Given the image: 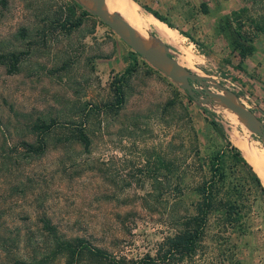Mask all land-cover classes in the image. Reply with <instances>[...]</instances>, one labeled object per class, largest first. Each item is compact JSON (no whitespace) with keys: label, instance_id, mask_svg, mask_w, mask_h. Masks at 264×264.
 Returning a JSON list of instances; mask_svg holds the SVG:
<instances>
[{"label":"rangeland","instance_id":"rangeland-1","mask_svg":"<svg viewBox=\"0 0 264 264\" xmlns=\"http://www.w3.org/2000/svg\"><path fill=\"white\" fill-rule=\"evenodd\" d=\"M136 4L159 11L182 35L193 51L186 57L193 66H185L233 90L264 121V30L245 48L234 38L231 14L246 6L264 25V0ZM10 51L18 55L16 69L0 62V264H107L87 251L72 263L52 254L46 218L58 237H82L116 258L154 255L158 241L195 213L197 189L222 149L225 179L216 189L236 199L241 219L212 214L195 255L169 264H264V194L226 154L210 119L238 147L237 134L264 143L240 118L232 122L229 115L237 116L225 104L190 101L185 88L140 53L131 55L124 39L73 0L0 2V52ZM127 66L134 70L121 81L124 101L116 107L114 83ZM39 118L54 124L36 154L21 141L36 139L31 125ZM78 126L90 138L87 147L73 134Z\"/></svg>","mask_w":264,"mask_h":264},{"label":"trees","instance_id":"trees-1","mask_svg":"<svg viewBox=\"0 0 264 264\" xmlns=\"http://www.w3.org/2000/svg\"><path fill=\"white\" fill-rule=\"evenodd\" d=\"M138 2V0H135ZM2 4L5 0H0ZM73 3L81 8L83 13L92 14V12L85 7L79 0H73ZM149 12H151L158 19L166 22L168 25L174 27V25L159 11L153 9L145 4H142ZM68 16L75 13V7L71 6L68 8ZM248 9L246 6H242L239 9H233L231 14L236 22V26L233 29V35L235 40L239 44H244L245 48L250 47V44L258 36V34L264 30L263 20H258L256 17L248 15ZM245 16L247 23H241V18ZM261 19V18H260ZM99 20L103 22L100 18ZM79 19L76 23H79ZM246 26V27H245ZM184 35L191 37L186 32L180 31ZM244 48V49H245ZM137 53L136 51H131V55ZM134 60V58H133ZM0 62H8L10 64L9 70H15L16 64L18 62V55L15 52H0ZM134 70L133 66H127L123 73L116 79L114 83L113 90L115 92V103L116 107L122 104L124 101L123 90L120 87L121 81L129 75ZM188 99L194 101L195 99L188 94ZM210 122L217 130V132L225 139L228 145V154L236 163L242 165L247 171L252 182L262 191L264 194V182L263 179L259 177L257 172L254 170L253 166L248 162L242 153V150L235 144L231 143L230 139L220 123L215 119L211 118ZM54 124L53 120L47 121L39 118L37 121L32 123V129L36 132V139L34 141L22 140L21 144L26 149L27 152L41 153L45 150L47 146V137L52 130ZM74 136L87 147L90 143V138L84 131V128L78 126L73 130ZM225 155V149H222L220 153L214 155L210 159L209 174L204 176L201 184L198 187L199 199L195 206V213L184 217L182 221L177 225L178 227L171 233H168L162 237L157 243V247L154 255L146 254V258H140L138 260L127 259L125 257L116 258L111 255L106 249L98 247L91 244L86 239L82 237H75L74 239H65L58 237L56 232V226H54L49 218L42 219L45 229L54 234L55 238V248L52 250V254L62 253L66 256V260L69 263L77 261L84 251L89 252L99 258H106L107 264H169L174 260L183 261L184 259H191L201 241L204 237L206 231V225L212 214L216 212H221L224 216H230L232 213H237L234 217L236 220L241 219L240 211L236 207V199L230 201L229 196L220 195L219 191L216 189L218 187L217 181L221 183L225 179V171L223 168V156ZM163 164V163H161ZM169 166V163H165Z\"/></svg>","mask_w":264,"mask_h":264},{"label":"water","instance_id":"water-1","mask_svg":"<svg viewBox=\"0 0 264 264\" xmlns=\"http://www.w3.org/2000/svg\"><path fill=\"white\" fill-rule=\"evenodd\" d=\"M79 1L103 22L107 23L133 48V50L140 53L151 64L168 75L175 83L185 88L196 102L201 103L213 100L225 104L238 118L249 121L253 125L251 130L257 133L264 143V121L254 110L246 107L233 90L225 87L218 81L211 82L210 77L195 72L182 64L178 58L172 54L168 43L159 39L154 32L148 31L156 39L158 43L157 48H148L144 46L137 30L131 23L123 19L116 12L112 14L109 13L106 0H89V3H85L83 0ZM193 81L200 85H194L192 83ZM210 84L220 87L223 91H227L233 96L222 91L210 89ZM200 90L203 91L204 96L196 93Z\"/></svg>","mask_w":264,"mask_h":264},{"label":"bare ground","instance_id":"bare-ground-1","mask_svg":"<svg viewBox=\"0 0 264 264\" xmlns=\"http://www.w3.org/2000/svg\"><path fill=\"white\" fill-rule=\"evenodd\" d=\"M83 1L85 3H89V0H83ZM134 1L106 0V4L108 6V10L110 14H112L113 12L118 13L117 7H120V9L124 10L125 19L129 23H131V25L137 30L140 36V40L144 46L148 48H157L158 43L156 39L148 32V29L153 28L156 32V36L159 39L167 43H170L171 45L177 46L180 49V51L182 52L181 54L182 60L180 59L178 60L182 64L186 63L190 66H193L192 64L186 62L187 61L186 57L189 55H193L192 53L193 51L191 50V48L184 46V44L182 43L181 34L178 32V30L175 29L174 27L169 26L166 22L158 19L152 13H148V12L141 13V11H139L138 9L136 1L135 2ZM119 15L122 17L121 14ZM128 16L131 18L132 21ZM222 92L232 96V94L227 91H222ZM227 109L229 108L227 107ZM229 118L232 120V122H236V123L240 120L243 128L246 130H250L253 127V125L247 120L239 119L238 117L236 119L235 116H231V115H229ZM237 136L240 135L237 134ZM237 136L234 137L236 138V142L244 150V153L249 158L250 162L254 165L256 172L262 178H264V146L263 147L256 146L254 142H252L249 138L246 137H245L246 140L242 141Z\"/></svg>","mask_w":264,"mask_h":264},{"label":"crops","instance_id":"crops-1","mask_svg":"<svg viewBox=\"0 0 264 264\" xmlns=\"http://www.w3.org/2000/svg\"><path fill=\"white\" fill-rule=\"evenodd\" d=\"M139 9V8H138ZM117 12L119 13V14H121L122 15V18L123 19H125V13H124V10L123 9H120V7H117ZM141 13H144L143 11H141ZM150 13V12H149ZM129 17V16H128ZM130 18V17H129ZM126 20V19H125ZM130 20H131V18H130ZM132 21V20H131ZM170 26V25H169ZM172 27V26H171ZM175 28V27H174ZM176 29V28H175ZM181 37H182V35H181ZM188 47V46H187ZM246 135H240L239 137L240 138H242V137H244V139L242 140V141H245L246 140V138L245 137H249V135L247 134V133H245ZM251 138V137H250ZM251 140L253 141L254 139L253 138H251ZM237 145V144H236ZM240 147V146H239ZM241 148V147H240ZM242 153H243V155L245 156V154H244V152L242 151ZM245 158L248 160V162L253 166V168H254V165L250 162V160L245 156ZM254 170H255V168H254ZM256 171V170H255ZM258 174V173H257ZM259 175V174H258ZM259 177L260 178H262L260 175H259ZM263 179V182H264V178H262Z\"/></svg>","mask_w":264,"mask_h":264}]
</instances>
